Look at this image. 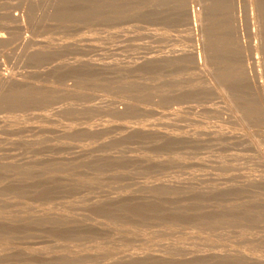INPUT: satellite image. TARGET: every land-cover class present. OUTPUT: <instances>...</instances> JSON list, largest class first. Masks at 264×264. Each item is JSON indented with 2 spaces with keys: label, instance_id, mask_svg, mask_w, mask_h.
I'll return each mask as SVG.
<instances>
[{
  "label": "rangeland",
  "instance_id": "374dc122",
  "mask_svg": "<svg viewBox=\"0 0 264 264\" xmlns=\"http://www.w3.org/2000/svg\"><path fill=\"white\" fill-rule=\"evenodd\" d=\"M205 1L198 77L196 0H0V264H264V0Z\"/></svg>",
  "mask_w": 264,
  "mask_h": 264
},
{
  "label": "bare ground",
  "instance_id": "6f19581e",
  "mask_svg": "<svg viewBox=\"0 0 264 264\" xmlns=\"http://www.w3.org/2000/svg\"><path fill=\"white\" fill-rule=\"evenodd\" d=\"M211 1V0H210ZM230 0H228V2H229ZM242 1V0H241ZM194 2V1H193ZM235 2V1H234ZM249 2V1H248ZM191 3H192V1H191ZM195 3V2H194ZM196 3H197V7L196 8H193L192 7V11H191V19H192V26H193V35H194V44H195V48H194V50H193V53L191 54L192 56V58H193V63H194V68H195V74L198 76V77H202V76H207V75H209L210 76V68H212L211 67V62L212 61H214V57L212 58V52H215V50H213V49H215V48H213L212 46H211V44H213V39L212 38H210V35L211 34H209V33H206L205 32V29H208L209 28V30L211 29L210 27H209V17H211L210 16V14H211V8H212V6L210 5L211 3L209 2H206L205 0L204 1H202V0H196ZM231 3V2H230ZM244 3V2H243ZM234 4V3H233ZM232 4V6H234ZM252 4V3H251ZM250 5V4H249ZM238 6V5H237ZM241 6V5H240ZM247 6V5H246ZM225 7V6H224ZM235 7V6H234ZM250 7V6H249ZM251 7H252V5H251ZM261 7V6H260ZM246 8V7H245ZM240 9V8H239ZM250 9V8H249ZM254 9V8H253ZM256 9V8H255ZM251 10V9H250ZM224 11V10H223ZM253 11H255V10H253ZM257 11V10H256ZM214 12V11H213ZM221 12L222 11H220V13L219 14H221ZM243 12V11H242ZM252 12V11H251ZM222 13H225V11L224 12H222ZM226 14V13H225ZM228 14V13H227ZM226 14V15H227ZM247 14V13H246ZM245 14V15H246ZM249 14H250V12H249ZM258 14V13H257ZM224 15V14H223ZM222 15V16H223ZM225 15V16H226ZM233 15H235V14H233ZM244 15V16H245ZM221 18H222V16L221 15H219ZM260 16V15H259ZM219 17V18H220ZM226 17H229V16H226ZM226 17H225V19H226ZM231 17V19H233L232 21H234V18H232L233 16L231 15L230 16ZM230 17H229V19H230ZM254 17V16H253ZM257 17V16H256ZM235 18H236V16H235ZM247 18V17H246ZM264 18V17H263ZM230 19V20H231ZM238 19V18H237ZM251 19H253V18H251ZM222 20H223V24H222V37H221V40H220V43H219V45L221 46V47H219L218 48V50H220L221 52H223V54H224V56L227 58V59H229V60H234L235 58L237 59H244V62H245V54L242 52V51H244L245 49L244 48H246V43L244 44V41L242 42V38H244V37H242V35H241V37H240V30H239V33L237 32L238 31V28H240V26L238 25V21L237 20H235V23H237L236 25L237 26H239L235 31L233 30V29H235V28H233L232 30H233V32L231 31V27H233L234 25H233V22L232 21H230L229 20V25H230V23L232 24L231 26H229L228 25V23L222 18ZM222 20H220V21H222ZM254 20H257V19H254ZM253 20V21H254ZM228 21V20H227ZM237 21V22H236ZM259 21V20H258ZM240 22V21H239ZM250 22H251V20H250ZM241 23V22H240ZM247 23H249V21L247 22ZM259 23V22H258ZM258 23H256V24H258ZM262 23L263 22H261L260 23V25H262ZM243 24V23H242ZM264 24V23H263ZM254 25H255V23H254ZM249 26V25H248ZM251 26H253V25H251ZM259 26V25H258ZM242 27V26H241ZM247 27V26H246ZM245 27V28H246ZM260 27H262L263 29H264V27H263V25L262 26H260ZM244 28V29H245ZM252 28V27H251ZM262 28H260V30L262 31L263 29ZM247 30V29H246ZM254 30V29H253ZM258 30V29H257ZM256 30V31H257ZM244 31V30H243ZM252 31V30H251ZM250 31V32H251ZM260 31V32H261ZM209 32V31H208ZM236 32V33H235ZM260 32H259V34H260ZM234 33V34H233ZM256 33V32H255ZM254 33V34H255ZM248 34V33H247ZM252 34V33H251ZM257 34V33H256ZM258 34V35H259ZM264 34V33H263ZM249 36V35H248ZM251 36V35H250ZM260 36V35H259ZM255 37V36H254ZM263 37V36H262ZM256 38V37H255ZM261 38V37H260ZM212 39V40H211ZM249 39V38H248ZM251 40V39H250ZM253 41V40H252ZM252 43V42H251ZM254 43H256V42H254ZM249 44L250 45V47H249V50L247 51V52H249V57H247V58H249L248 59V61H247V63L249 64V66L250 67H252V71H253V69L254 68H256L257 67V64H258V60H257V53L259 52V50H258V48L260 47H257V45H255V44ZM215 45V44H214ZM213 45V46H214ZM218 45V46H219ZM217 46V47H218ZM245 46V47H244ZM244 47V48H243ZM244 49V50H243ZM213 50V51H212ZM243 54H242V53ZM212 53V54H211ZM246 53V52H245ZM244 55L243 57L244 58H241V56L242 55ZM248 53H246V55H247ZM252 55H256L255 56V58L254 57H252ZM215 56V55H214ZM233 58V59H232ZM211 59H213L212 61H211ZM237 59V62L238 61H240V60H238ZM228 60V61H229ZM243 61V60H242ZM231 62V61H230ZM213 63V62H212ZM239 63V62H238ZM237 63V64H238ZM215 64V63H214ZM213 64V65H214ZM244 65H245V63H244ZM239 65H236V61H233V62H231V63H229L227 66H225V68H223V70L219 73L220 75L219 76H223V78H226V83L224 82V81H222V82H224L226 85H227V83L229 84V86H232L233 88H235V86L236 87H238L239 85H241V84H243L244 82L243 81H245L246 79L248 80H250V79H252V77H253V75L251 76V75H249V77L250 78H246L245 79V77H243V80L241 79V73L242 72H245V71H248V70H245V71H241V69L243 70V69H245V68H240V70H239V67H238ZM241 67H243V62H242V66ZM222 69V68H221ZM247 69V68H246ZM249 69V68H248ZM260 69V68H259ZM213 70H214V67H213ZM250 70H251V68H250ZM255 71V70H254ZM197 72V73H196ZM249 73V72H248ZM253 74H255L254 72H252ZM247 74V73H246ZM259 75V74H258ZM257 74H255V78L258 80V77H261L260 75L258 76ZM196 76V77H197ZM209 76L207 77V80H208V78H209ZM243 76H244V73H243ZM258 76V77H257ZM246 77H248V76H246ZM253 77V81L254 80H256L255 78ZM219 78V77H218ZM223 78H221L220 77V80H223ZM199 79V81L201 80V78H198ZM206 79V78H205ZM205 79H202V81L203 80H205ZM245 79V80H244ZM257 80L255 81L256 83H257ZM260 80V79H259ZM242 81V83L240 84V82ZM201 82V81H200ZM207 82V81H206ZM211 82V81H210ZM247 82H250V81H247ZM261 82V81H260ZM223 83V84H224ZM246 83V82H245ZM200 84V83H199ZM202 84V83H201ZM221 84V83H220ZM224 84V85H225ZM260 84V83H259ZM204 85V84H203ZM225 85V86H226ZM228 86V85H227ZM258 86V85H257ZM200 87V86H199ZM203 86H201L200 88H202ZM224 87V86H223ZM261 87V86H260ZM227 88V87H226ZM231 88V87H230ZM255 88V87H254ZM223 89V88H222ZM225 90V89H224ZM227 90V89H226ZM223 91V90H222ZM227 92L228 91H226V94H227ZM228 93H230V92H228ZM222 94V93H221ZM231 94V93H230ZM229 95V94H228ZM227 95V96H228ZM232 95V94H231ZM234 95V94H233ZM223 97H225L224 95H223ZM229 98V97H228ZM227 99V98H226ZM233 99V98H232ZM228 101V100H227ZM203 111V110H202ZM200 115V114H199ZM213 117V116H212ZM237 117V116H236ZM221 119V118H220ZM237 119V118H236ZM235 119V120H236ZM226 120V119H225ZM219 121V120H218ZM228 121V120H227ZM226 121V122H227ZM233 120H230V123L232 122ZM197 124V123H196ZM201 124V123H200ZM226 124V123H225ZM233 124V123H232ZM219 125V124H218ZM222 125H223V123H222ZM228 125H229V121H228ZM232 126V125H231ZM215 127V126H214ZM231 128V127H230ZM217 129V128H216ZM219 129V128H218ZM223 129V128H222ZM209 132V131H208ZM202 133V132H201ZM216 133V132H215ZM209 134V133H208ZM200 137V136H199ZM222 137V136H221ZM217 139V138H216Z\"/></svg>",
  "mask_w": 264,
  "mask_h": 264
}]
</instances>
